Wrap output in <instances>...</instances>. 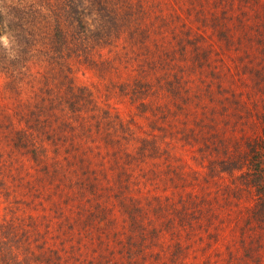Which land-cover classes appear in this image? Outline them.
<instances>
[{
  "label": "rangeland",
  "instance_id": "1",
  "mask_svg": "<svg viewBox=\"0 0 264 264\" xmlns=\"http://www.w3.org/2000/svg\"><path fill=\"white\" fill-rule=\"evenodd\" d=\"M167 5L169 29L157 37L164 72L155 71L174 91L155 89L148 72L156 94L144 106L111 94L123 126L114 119V133L93 132L90 150L77 140L82 161L65 165L63 182L47 181L24 156L0 178V222L16 231L30 216L35 251L56 249L66 264H264L254 190L221 167L264 138V0ZM75 81L92 88L96 79L79 71ZM44 257L32 264H62Z\"/></svg>",
  "mask_w": 264,
  "mask_h": 264
},
{
  "label": "trees",
  "instance_id": "2",
  "mask_svg": "<svg viewBox=\"0 0 264 264\" xmlns=\"http://www.w3.org/2000/svg\"><path fill=\"white\" fill-rule=\"evenodd\" d=\"M168 9L173 10L167 0H0V178L10 172L8 165L25 159L41 164L38 171L47 181L63 182L65 165L82 161L74 154L77 140L84 143L79 151H86L95 146L93 132H115L112 121L119 118L110 113L116 104L111 94L144 106L156 94L148 72H154L155 89L174 91L172 80L155 71L164 72L157 37L169 29ZM79 71L95 77L92 88L76 83ZM84 111L90 118L85 123ZM100 139L109 145L108 138ZM262 141L247 142L240 156L221 166L237 170L240 183L253 188L258 218H264ZM27 219L18 220L16 231L12 221L0 222V264H32L42 254L46 263L54 254L66 264L56 249H32L37 233ZM64 226L70 233L65 239H72L71 218L65 217Z\"/></svg>",
  "mask_w": 264,
  "mask_h": 264
}]
</instances>
